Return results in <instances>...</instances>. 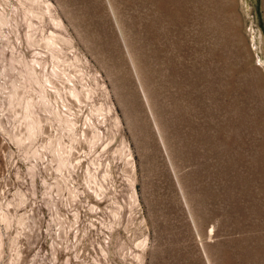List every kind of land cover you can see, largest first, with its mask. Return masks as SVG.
I'll use <instances>...</instances> for the list:
<instances>
[{"label":"rangeland","instance_id":"374dc122","mask_svg":"<svg viewBox=\"0 0 264 264\" xmlns=\"http://www.w3.org/2000/svg\"><path fill=\"white\" fill-rule=\"evenodd\" d=\"M0 264H264V0H0Z\"/></svg>","mask_w":264,"mask_h":264}]
</instances>
